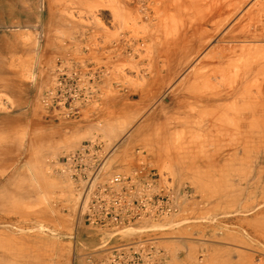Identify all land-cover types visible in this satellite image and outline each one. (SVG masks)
<instances>
[{"label": "rangeland", "instance_id": "rangeland-1", "mask_svg": "<svg viewBox=\"0 0 264 264\" xmlns=\"http://www.w3.org/2000/svg\"><path fill=\"white\" fill-rule=\"evenodd\" d=\"M212 89L232 95L209 111ZM261 96L264 0H0V264H102L134 243L161 264H264V150L226 164L213 129ZM87 140L109 153L101 182L144 165L178 212L85 225L61 163Z\"/></svg>", "mask_w": 264, "mask_h": 264}, {"label": "built area", "instance_id": "built-area-1", "mask_svg": "<svg viewBox=\"0 0 264 264\" xmlns=\"http://www.w3.org/2000/svg\"><path fill=\"white\" fill-rule=\"evenodd\" d=\"M53 96L49 92L44 99L48 107L53 105ZM107 157L103 143L87 140L62 158V174L78 184L79 215L85 225L116 233L143 220H160L178 212L177 195L158 192L157 174L144 165L101 182ZM163 260L164 253L154 245L134 243L109 249L102 264H161Z\"/></svg>", "mask_w": 264, "mask_h": 264}, {"label": "bare ground", "instance_id": "bare-ground-1", "mask_svg": "<svg viewBox=\"0 0 264 264\" xmlns=\"http://www.w3.org/2000/svg\"><path fill=\"white\" fill-rule=\"evenodd\" d=\"M221 76H218L219 78L217 77L216 78L223 81L224 78ZM222 81H220L221 84ZM214 90H218V89H214ZM214 90L212 89L210 94L206 93V95L207 94L208 95L207 96L205 95V107L209 111H213L214 108H216L218 105H221L220 103L224 99L232 95V91L224 92L225 91L224 90L219 92ZM261 94H263V92ZM253 99L254 98H252V101L246 104L244 103V105L243 103H241L243 107L240 106L242 108L239 107L240 109L237 108L238 109L237 111L236 110L233 111L231 115H229L226 118L227 121L224 118L223 120L215 119V124L213 129H215V132L219 134L218 136L215 133L217 138L219 137L218 140L221 137V140H219L221 141V144H218L219 141H217V144L222 147V151L221 153H219L220 155H217V159L222 158V160L225 159V161L223 160L225 163L228 161L227 162L228 164L237 163L241 165L244 163L254 162V160L257 161L258 159H260L258 156V151L264 150V98H262L261 96V99L259 100L257 98H255L254 100ZM232 110H234V108ZM233 113L235 114L232 115ZM210 145L213 146L212 141ZM218 145L216 147H218ZM225 151H227V153Z\"/></svg>", "mask_w": 264, "mask_h": 264}]
</instances>
